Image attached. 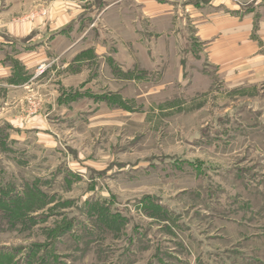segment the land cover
<instances>
[{"label":"rangeland","instance_id":"obj_1","mask_svg":"<svg viewBox=\"0 0 264 264\" xmlns=\"http://www.w3.org/2000/svg\"><path fill=\"white\" fill-rule=\"evenodd\" d=\"M116 1L0 0V37L75 22L0 42V264H264V84L211 58L209 5Z\"/></svg>","mask_w":264,"mask_h":264},{"label":"crops","instance_id":"obj_2","mask_svg":"<svg viewBox=\"0 0 264 264\" xmlns=\"http://www.w3.org/2000/svg\"><path fill=\"white\" fill-rule=\"evenodd\" d=\"M123 1H116L115 5H120ZM184 1L178 4L165 0H129V3L148 5V14L153 9L163 7L164 20L171 17V5H209L193 9L199 36L211 43V58L217 59L218 63L226 67L228 81L233 85L240 87L264 84V1L261 3L259 0H252L245 4H237L233 0ZM154 15L152 20L157 18ZM74 24L73 17L62 15L47 23L43 20L27 21L13 27L10 25L6 37H0V42L7 41L8 45L15 43L30 49L43 38L52 37ZM39 53L42 56V51ZM23 57L26 59L28 55Z\"/></svg>","mask_w":264,"mask_h":264},{"label":"trees","instance_id":"obj_3","mask_svg":"<svg viewBox=\"0 0 264 264\" xmlns=\"http://www.w3.org/2000/svg\"><path fill=\"white\" fill-rule=\"evenodd\" d=\"M12 202H15L16 204H18V203H20L21 201H22V199H18V198H11L10 199ZM5 205H6V203H5ZM8 206V205H7ZM19 207V206H18ZM158 210H157V212H159V211H162V208L161 207H158L157 208ZM106 217V216H105Z\"/></svg>","mask_w":264,"mask_h":264}]
</instances>
